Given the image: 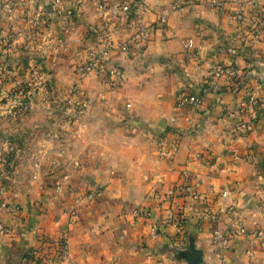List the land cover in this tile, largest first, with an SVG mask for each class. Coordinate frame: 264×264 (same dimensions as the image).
I'll return each instance as SVG.
<instances>
[{
  "label": "crops",
  "instance_id": "crops-1",
  "mask_svg": "<svg viewBox=\"0 0 264 264\" xmlns=\"http://www.w3.org/2000/svg\"><path fill=\"white\" fill-rule=\"evenodd\" d=\"M9 1L13 10L0 14V196L21 206L23 220L1 216L0 264H33L39 236L63 235L69 257L59 264H264V0H185L177 9L178 0H130L127 13H114L118 0L0 8ZM138 27L151 28L149 40L119 51ZM106 31L114 49L104 70L72 92L76 67L102 49ZM218 65L237 81L214 77ZM38 70L49 86L23 112L19 91L37 84ZM193 95L197 105H176ZM76 102L86 107L68 126L56 105ZM182 175L178 232L154 195ZM63 177L95 194L71 220L73 194L53 191Z\"/></svg>",
  "mask_w": 264,
  "mask_h": 264
},
{
  "label": "built area",
  "instance_id": "built-area-1",
  "mask_svg": "<svg viewBox=\"0 0 264 264\" xmlns=\"http://www.w3.org/2000/svg\"><path fill=\"white\" fill-rule=\"evenodd\" d=\"M54 4L60 8L63 0H53ZM185 0H178L177 4L174 5V8L177 9L181 4H183ZM12 3L9 1L3 5V8H0V14L2 13L3 9L9 13L13 10ZM210 4L212 6H217V2L215 0H210ZM96 7L101 11H106V8L103 4L97 3ZM131 9V2L130 0H118L114 4V13L115 12H124L127 13ZM63 16L68 18L69 24L73 25L74 20L72 19V12L71 11H63ZM241 19L240 14H236V19ZM264 20V19H263ZM260 23L264 25V22ZM163 18H160V22L163 23ZM151 28L149 27H138L130 39L120 45L118 50L121 52H128L130 50H139L142 48L143 44H145L150 37ZM254 37H257L258 30L255 28L253 30ZM102 49L98 52L90 51L87 54L86 60L79 64L76 67V77L74 81V89L78 92V87L80 82L90 74L94 73H101L105 68V62L110 56V53L113 51V43L111 36L108 31H106L103 40H102ZM192 44L189 42L187 45L190 47ZM117 72V69H114ZM2 71V70H1ZM37 71V76L39 77V81L36 83H30L29 88L27 90H20V99L17 100L18 107L23 112H30L33 109V103L30 100L32 93L36 91L37 88L44 82L42 73ZM213 75L216 78H220L222 76H226L231 81H237V75L234 71L229 70L228 68L222 67L221 65L215 66L213 68ZM36 82V81H35ZM74 92V93H77ZM246 100L245 105L249 108H255L258 104V101L254 94L250 91H246ZM198 96H180L177 99L176 105L178 107L186 106V105H197L199 103ZM129 105H127L128 107ZM86 105L83 102H76L71 106H66L64 104L57 103V113L59 114L62 121H67L68 126L74 124L76 119L84 113ZM163 155V154H162ZM189 181L188 176L182 175L181 184L172 188H167L163 192L155 193L154 197L161 200L167 204L166 209V217L165 221L168 224H173L178 232H182L185 222L183 217L181 216V187H186L187 182ZM3 187H0V193L2 192ZM53 191L55 194H64L70 193L73 194V201L70 209L68 210V220L71 219L73 216L76 215L78 208L82 204H86L92 202L94 200L95 194L92 192H81L74 190L69 183L66 182V179L60 178L59 180L55 181L53 185ZM21 206L18 203L9 202L4 200L0 196V236L6 233V228L2 222V215L8 216L10 219H13L19 223L22 222L21 216ZM213 240L217 243L218 249L223 250L228 247V239L220 234L219 232L215 231L213 234ZM46 245V244H44ZM47 248V245L45 246ZM45 248L43 249L42 253V260L36 261L33 260V264H59L64 260H67L69 257L68 254V241L66 237L61 238L56 244L50 245L46 253H44ZM41 252V251H40ZM49 253V254H47Z\"/></svg>",
  "mask_w": 264,
  "mask_h": 264
},
{
  "label": "rangeland",
  "instance_id": "rangeland-1",
  "mask_svg": "<svg viewBox=\"0 0 264 264\" xmlns=\"http://www.w3.org/2000/svg\"><path fill=\"white\" fill-rule=\"evenodd\" d=\"M26 86H27V88H25V90H27V89L29 88V85H28V84H27ZM47 86H49V83H48L47 81H44V82L40 85V87H39L37 90H39V89H43V88H45L44 90H46V89H47ZM37 90L34 91V92H37ZM72 92H77V91H75L74 86H73V88H72ZM51 96H52V95H51ZM51 96H48V97L45 96V97L43 98V100H45V102H47L48 100L52 102V100L50 99ZM33 97H34V93H32V95H31V98H30L31 101L33 100ZM49 109H50V108H49ZM31 111H32V110H31ZM48 111H50V110H48ZM51 112H52V108H51ZM70 220H71V219H70ZM68 223H70V222H68ZM63 236H65V235H63ZM44 244L47 245V248L45 247L46 245H44ZM53 244H56V242L51 241V240H49V239H47V238H45V237L39 236V237H38V240H37V245H36L35 247H33V248H36L35 250H38L37 248L42 247L41 250H38V253H40L39 251H43V249L45 248L44 253H46V251L48 250V247H49L50 245H53ZM35 250H34V251H35ZM32 251H33V250H32Z\"/></svg>",
  "mask_w": 264,
  "mask_h": 264
},
{
  "label": "trees",
  "instance_id": "trees-1",
  "mask_svg": "<svg viewBox=\"0 0 264 264\" xmlns=\"http://www.w3.org/2000/svg\"><path fill=\"white\" fill-rule=\"evenodd\" d=\"M260 105H261V109L258 111V114H257V120L259 119V118H261L262 117V115H263V111H264V102H261L260 103ZM64 237V236H63ZM63 237H61V238H63ZM60 238V239H61ZM59 239V240H60ZM58 240V241H59ZM41 248L42 247H39V248H37L38 250H41ZM36 249V248H35ZM38 250H33V252L31 253V258H32V260H36V261H40V260H42V255L44 256V254L42 253V251L40 252V253H38ZM42 254V255H41ZM47 254H49V253H47Z\"/></svg>",
  "mask_w": 264,
  "mask_h": 264
}]
</instances>
